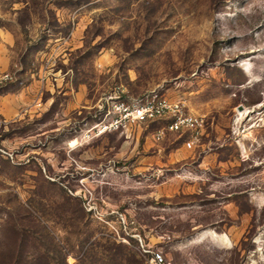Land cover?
<instances>
[{
    "label": "rangeland",
    "instance_id": "rangeland-1",
    "mask_svg": "<svg viewBox=\"0 0 264 264\" xmlns=\"http://www.w3.org/2000/svg\"><path fill=\"white\" fill-rule=\"evenodd\" d=\"M0 264H264V0H0Z\"/></svg>",
    "mask_w": 264,
    "mask_h": 264
},
{
    "label": "built area",
    "instance_id": "built-area-1",
    "mask_svg": "<svg viewBox=\"0 0 264 264\" xmlns=\"http://www.w3.org/2000/svg\"><path fill=\"white\" fill-rule=\"evenodd\" d=\"M100 113L103 119L97 126L101 133L108 131H127L138 126L161 122L164 125L157 130V138L162 139L167 132H176L186 136L185 144L193 147L206 128L203 115L189 111L181 100H171L158 93H146L131 99L121 95L105 98Z\"/></svg>",
    "mask_w": 264,
    "mask_h": 264
},
{
    "label": "bare ground",
    "instance_id": "bare-ground-1",
    "mask_svg": "<svg viewBox=\"0 0 264 264\" xmlns=\"http://www.w3.org/2000/svg\"><path fill=\"white\" fill-rule=\"evenodd\" d=\"M76 143V141H73V144Z\"/></svg>",
    "mask_w": 264,
    "mask_h": 264
}]
</instances>
